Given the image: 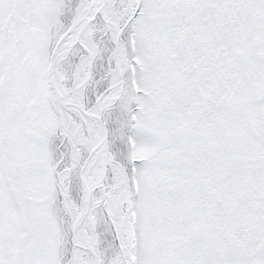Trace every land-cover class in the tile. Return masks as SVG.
<instances>
[{"label":"snow or ice","instance_id":"snow-or-ice-1","mask_svg":"<svg viewBox=\"0 0 264 264\" xmlns=\"http://www.w3.org/2000/svg\"><path fill=\"white\" fill-rule=\"evenodd\" d=\"M0 264H264V0H0Z\"/></svg>","mask_w":264,"mask_h":264}]
</instances>
